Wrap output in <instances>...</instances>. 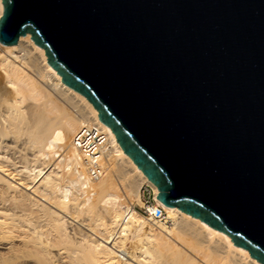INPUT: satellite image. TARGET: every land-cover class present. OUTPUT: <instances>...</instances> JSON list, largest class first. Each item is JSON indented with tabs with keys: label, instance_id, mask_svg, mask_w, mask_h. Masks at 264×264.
<instances>
[{
	"label": "water",
	"instance_id": "1",
	"mask_svg": "<svg viewBox=\"0 0 264 264\" xmlns=\"http://www.w3.org/2000/svg\"><path fill=\"white\" fill-rule=\"evenodd\" d=\"M167 206L264 264V0H2Z\"/></svg>",
	"mask_w": 264,
	"mask_h": 264
},
{
	"label": "bare ground",
	"instance_id": "2",
	"mask_svg": "<svg viewBox=\"0 0 264 264\" xmlns=\"http://www.w3.org/2000/svg\"><path fill=\"white\" fill-rule=\"evenodd\" d=\"M97 113L61 82L30 33L0 42V264H262L226 233L162 203ZM84 124L106 141L94 181L73 145ZM145 184L164 219L133 208Z\"/></svg>",
	"mask_w": 264,
	"mask_h": 264
},
{
	"label": "built area",
	"instance_id": "3",
	"mask_svg": "<svg viewBox=\"0 0 264 264\" xmlns=\"http://www.w3.org/2000/svg\"><path fill=\"white\" fill-rule=\"evenodd\" d=\"M73 145L79 151L85 165L87 175L91 180H97L104 172L103 159L106 141L97 129L84 124L73 138ZM142 205L137 210L147 218L164 219V211L160 205L154 204L153 193L148 185L141 187Z\"/></svg>",
	"mask_w": 264,
	"mask_h": 264
},
{
	"label": "rangeland",
	"instance_id": "4",
	"mask_svg": "<svg viewBox=\"0 0 264 264\" xmlns=\"http://www.w3.org/2000/svg\"><path fill=\"white\" fill-rule=\"evenodd\" d=\"M139 207H141L140 204H133V208H134L137 212H139V211L137 210ZM139 213H140V212H139Z\"/></svg>",
	"mask_w": 264,
	"mask_h": 264
}]
</instances>
